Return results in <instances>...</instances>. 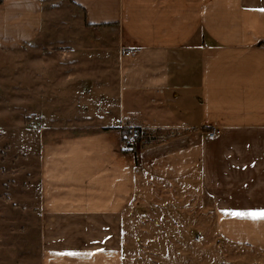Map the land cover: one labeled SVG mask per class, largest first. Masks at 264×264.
Returning <instances> with one entry per match:
<instances>
[{"label": "crops", "instance_id": "crops-1", "mask_svg": "<svg viewBox=\"0 0 264 264\" xmlns=\"http://www.w3.org/2000/svg\"><path fill=\"white\" fill-rule=\"evenodd\" d=\"M44 18H84L100 42L125 33L126 51L138 53H110L118 55L117 92L102 97L118 94L120 115L64 127L68 135L45 147L41 264L134 262L142 240L131 226L146 214L134 205L140 186L194 178L226 243L264 255V218L234 214L264 211V0H0V48L38 39ZM102 86L86 81L78 100L101 97ZM66 101L74 119L81 102ZM133 126L168 138L124 153ZM214 129L222 135L209 139Z\"/></svg>", "mask_w": 264, "mask_h": 264}, {"label": "rangeland", "instance_id": "rangeland-1", "mask_svg": "<svg viewBox=\"0 0 264 264\" xmlns=\"http://www.w3.org/2000/svg\"><path fill=\"white\" fill-rule=\"evenodd\" d=\"M44 1L48 6L50 0ZM103 36L97 41L84 18H44L38 39L0 48V264H41L46 145L66 137L64 127H96L120 115L119 95L105 101L102 96L116 94L118 55L133 45L125 33ZM103 48L109 53L95 56ZM116 49L117 56L110 54ZM94 77L102 79L101 97L78 100L81 84ZM66 99L75 108L81 102V112L72 110L74 119L67 117ZM197 181L140 186L134 205L146 214L135 216L130 235L142 243L135 246L134 262L126 258V264H264V255L219 235L213 203Z\"/></svg>", "mask_w": 264, "mask_h": 264}, {"label": "built area", "instance_id": "built-area-1", "mask_svg": "<svg viewBox=\"0 0 264 264\" xmlns=\"http://www.w3.org/2000/svg\"><path fill=\"white\" fill-rule=\"evenodd\" d=\"M138 51L130 50L125 56L133 58L137 55ZM159 130H150L142 127H132L125 138V143L128 145H135L138 142L144 144H158L165 141L168 137L164 134H160ZM222 135L221 129H214L209 135V139H217Z\"/></svg>", "mask_w": 264, "mask_h": 264}, {"label": "snow or ice", "instance_id": "snow-or-ice-1", "mask_svg": "<svg viewBox=\"0 0 264 264\" xmlns=\"http://www.w3.org/2000/svg\"><path fill=\"white\" fill-rule=\"evenodd\" d=\"M235 215H249L252 218H264V211L251 212V213H234Z\"/></svg>", "mask_w": 264, "mask_h": 264}, {"label": "trees", "instance_id": "trees-1", "mask_svg": "<svg viewBox=\"0 0 264 264\" xmlns=\"http://www.w3.org/2000/svg\"><path fill=\"white\" fill-rule=\"evenodd\" d=\"M260 46H264V42H261ZM123 152L124 153H135V149L132 148V145H128V144L126 145L124 142Z\"/></svg>", "mask_w": 264, "mask_h": 264}]
</instances>
